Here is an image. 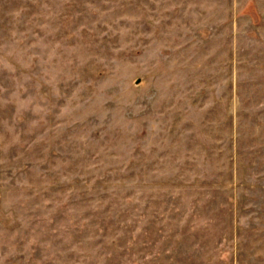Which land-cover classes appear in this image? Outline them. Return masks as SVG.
Here are the masks:
<instances>
[{"label": "rangeland", "instance_id": "374dc122", "mask_svg": "<svg viewBox=\"0 0 264 264\" xmlns=\"http://www.w3.org/2000/svg\"><path fill=\"white\" fill-rule=\"evenodd\" d=\"M0 264H264V0H0Z\"/></svg>", "mask_w": 264, "mask_h": 264}]
</instances>
